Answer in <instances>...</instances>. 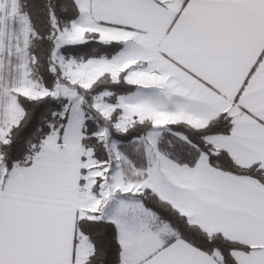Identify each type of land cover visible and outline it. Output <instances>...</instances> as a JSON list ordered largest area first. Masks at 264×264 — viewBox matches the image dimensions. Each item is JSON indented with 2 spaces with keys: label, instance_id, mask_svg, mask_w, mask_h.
I'll return each mask as SVG.
<instances>
[{
  "label": "snow or ice",
  "instance_id": "obj_1",
  "mask_svg": "<svg viewBox=\"0 0 264 264\" xmlns=\"http://www.w3.org/2000/svg\"><path fill=\"white\" fill-rule=\"evenodd\" d=\"M0 264H264V0H0Z\"/></svg>",
  "mask_w": 264,
  "mask_h": 264
}]
</instances>
